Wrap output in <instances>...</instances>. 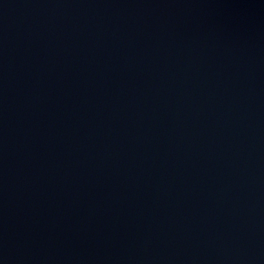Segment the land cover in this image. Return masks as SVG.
<instances>
[{
  "label": "water",
  "instance_id": "obj_1",
  "mask_svg": "<svg viewBox=\"0 0 264 264\" xmlns=\"http://www.w3.org/2000/svg\"><path fill=\"white\" fill-rule=\"evenodd\" d=\"M0 264H264V0H0Z\"/></svg>",
  "mask_w": 264,
  "mask_h": 264
}]
</instances>
